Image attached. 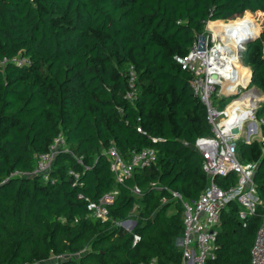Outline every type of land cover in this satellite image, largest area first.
Segmentation results:
<instances>
[{
	"label": "trees",
	"instance_id": "1",
	"mask_svg": "<svg viewBox=\"0 0 264 264\" xmlns=\"http://www.w3.org/2000/svg\"><path fill=\"white\" fill-rule=\"evenodd\" d=\"M262 12L264 0H0V264H181L183 206L172 193L196 199L206 186L193 145L211 132L175 56L207 32V22H256ZM241 59L249 85L264 95V28ZM255 116L264 137V100ZM59 134L64 145L47 178L32 173ZM110 145L124 159L152 147L156 160L117 182L105 154ZM237 153L257 164L259 201L245 219L236 201L222 210L217 256L206 264H251L264 216V149L239 139ZM234 180V173L215 177L223 187ZM112 191L108 219L91 216L86 198ZM134 204L136 224L123 231L115 222Z\"/></svg>",
	"mask_w": 264,
	"mask_h": 264
},
{
	"label": "built area",
	"instance_id": "2",
	"mask_svg": "<svg viewBox=\"0 0 264 264\" xmlns=\"http://www.w3.org/2000/svg\"><path fill=\"white\" fill-rule=\"evenodd\" d=\"M238 18L241 17L219 21L230 23ZM208 24L209 22L206 24L207 32L195 37L185 55L175 56L181 68L190 73L192 92L206 108V119L211 132L197 137L193 145L201 157L202 170L208 177L206 186L196 199L185 200L180 193H172L183 206V230L177 240L182 251L181 264H206L207 261L216 259L218 226L222 210L229 202L236 201L240 205L239 218L245 219L254 214L259 201L253 180L257 164L252 161H241L237 153L239 138L244 135L245 143L252 142L256 135L261 134L263 122L255 116L257 106L252 104V95L240 94L239 87L248 89L251 77L249 66L241 59L244 41L236 43L234 31L231 29L228 33L223 30L214 31ZM127 71L130 90L126 96L132 99L135 94L136 73L133 66H129ZM241 78L247 79L246 82L240 80ZM232 84H235L234 90ZM236 95L238 97H235ZM227 98L230 99L226 101ZM246 120L250 123L244 134L243 124ZM234 127L238 128L237 134L232 133ZM137 130L140 131V128ZM260 140L264 149V138L261 137ZM63 145L64 138L59 134L49 145L48 150L38 155L32 173L47 178L54 156ZM105 154L117 182H123L130 177L135 168L150 167L156 160V151L152 147H143L133 152L129 159H124L115 145H110ZM230 173L235 174V180L225 187L215 181V177H226ZM71 174L75 178L78 177L77 173ZM132 190L135 194L140 193L136 186ZM115 194L116 192L112 191L97 200L86 198L89 214L102 221L108 219V205L112 203ZM79 197L82 195L79 194ZM138 240L139 236L135 234L133 243ZM58 258L60 257L57 256L56 259ZM250 262L264 264V216L250 249ZM136 264L158 263L150 260Z\"/></svg>",
	"mask_w": 264,
	"mask_h": 264
},
{
	"label": "rangeland",
	"instance_id": "3",
	"mask_svg": "<svg viewBox=\"0 0 264 264\" xmlns=\"http://www.w3.org/2000/svg\"><path fill=\"white\" fill-rule=\"evenodd\" d=\"M258 20L256 21L258 23V25L260 26L259 28V31L256 32L257 30V23H256V26L253 28V32H254V37L257 36L259 34V32L264 28V12H262L260 15H258ZM249 20V19H248ZM221 24L222 23H218V24H214L216 26H213L215 27V31H218V30H223V27H221ZM249 42V41H247ZM247 42H242V48H241V51L243 49H245V44ZM248 66V65H247ZM250 68V67H249ZM240 94H243V93H250L253 97V101H252V104L257 106L259 105L260 102H262L264 100V96L263 94L259 91V90H256L254 86H248V89H242L240 88ZM235 97H238V95H236ZM231 98V97H230ZM230 98H227L226 101H228ZM250 120V119H249ZM249 120H246L243 124V131H244V134L246 133L247 131V127H248V124L250 123ZM244 137V135H242ZM243 137H240L239 139H243ZM261 137L262 136V133L261 134H258L255 136V139L256 141L258 142H261ZM264 138V137H263ZM140 195L139 194H136V196ZM139 212V207H138V204H134L132 210H131V214L129 217L123 219V220H119L118 222H115L116 225H118L123 231H131L135 224H136V218H135V215H137ZM178 245V243H177ZM179 246V245H178ZM79 256V253H75L72 255V257L74 258H77ZM66 257V256H65ZM71 256H67L66 258H70ZM49 262L53 263V262H58V260L56 259V256H52L48 259ZM41 262L37 263V264H40ZM45 263V262H44Z\"/></svg>",
	"mask_w": 264,
	"mask_h": 264
},
{
	"label": "bare ground",
	"instance_id": "4",
	"mask_svg": "<svg viewBox=\"0 0 264 264\" xmlns=\"http://www.w3.org/2000/svg\"><path fill=\"white\" fill-rule=\"evenodd\" d=\"M208 25L211 29H213L215 31V27H213V26H216V25H214V23H210V21H209ZM255 26H256V23L254 21L248 20V18H238L233 22H230V23L223 22L221 24V27H223V32L226 31L228 33L229 29L234 31V33H233L234 34V41L236 40V43L239 41H240L239 43H241L247 37H250V38L254 37L253 28ZM245 29H247V30H245ZM240 80H242L245 83L247 79L241 78ZM232 86H233L232 89L234 90L235 84H232ZM246 104L251 105V103L249 104L248 102H246Z\"/></svg>",
	"mask_w": 264,
	"mask_h": 264
},
{
	"label": "water",
	"instance_id": "5",
	"mask_svg": "<svg viewBox=\"0 0 264 264\" xmlns=\"http://www.w3.org/2000/svg\"><path fill=\"white\" fill-rule=\"evenodd\" d=\"M259 35H260V32H259V34L257 35V36H255V37H247L245 40H243L244 42H247V41H252V40H254V39H256L257 37H259ZM213 78L215 77L214 75L212 76ZM232 133H234V134H237L238 133V128L237 127H234L233 129H232Z\"/></svg>",
	"mask_w": 264,
	"mask_h": 264
},
{
	"label": "crops",
	"instance_id": "6",
	"mask_svg": "<svg viewBox=\"0 0 264 264\" xmlns=\"http://www.w3.org/2000/svg\"><path fill=\"white\" fill-rule=\"evenodd\" d=\"M256 89V88H255ZM256 90H258V89H256ZM264 96V95H263Z\"/></svg>",
	"mask_w": 264,
	"mask_h": 264
}]
</instances>
